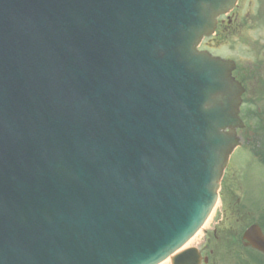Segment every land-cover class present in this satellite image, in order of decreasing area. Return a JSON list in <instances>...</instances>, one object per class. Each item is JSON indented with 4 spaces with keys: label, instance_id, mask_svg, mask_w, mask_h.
Instances as JSON below:
<instances>
[{
    "label": "water",
    "instance_id": "obj_1",
    "mask_svg": "<svg viewBox=\"0 0 264 264\" xmlns=\"http://www.w3.org/2000/svg\"><path fill=\"white\" fill-rule=\"evenodd\" d=\"M100 1L102 9L89 0L81 12L76 1L68 9L76 17L60 34L45 23L40 32L32 29L21 18L23 12L27 9L29 20L39 18L25 2L0 0V25L7 12L15 19V30L20 26L14 41L2 38L1 44L70 50L63 59L74 72L73 79L59 74L72 80L66 84L43 74L33 92L23 95L14 93L22 80L19 72H8L5 84L17 78L13 94L18 101L7 116L13 118L19 104H29L45 118L39 135L27 133L30 159L23 155L14 169L15 191L0 196V264H157L199 230L217 202L227 153L236 143L221 131L236 125L235 93L222 74L223 65L211 61L221 72L220 97L202 106L189 96L188 68L198 37L180 35L176 6L146 0V13L159 18L162 6L169 17L155 41L140 48L143 58L160 57L151 70L140 54H133L135 40L116 33L126 21L122 12L127 0ZM225 1L212 0V10ZM117 18L122 20L116 28ZM73 22L93 24L94 37L92 43L87 40L91 49L84 54L77 49L74 56L70 29L82 32ZM97 22L107 30L100 31ZM136 36L148 42L153 38ZM52 58L34 71L53 73ZM178 70L187 90L176 83ZM42 82L51 94L66 89L65 104L63 93L54 101L40 98ZM186 256L174 264L185 263Z\"/></svg>",
    "mask_w": 264,
    "mask_h": 264
},
{
    "label": "flooded vegetation",
    "instance_id": "obj_2",
    "mask_svg": "<svg viewBox=\"0 0 264 264\" xmlns=\"http://www.w3.org/2000/svg\"><path fill=\"white\" fill-rule=\"evenodd\" d=\"M200 50L233 61L241 121L200 264H264V0H237Z\"/></svg>",
    "mask_w": 264,
    "mask_h": 264
},
{
    "label": "rangeland",
    "instance_id": "obj_3",
    "mask_svg": "<svg viewBox=\"0 0 264 264\" xmlns=\"http://www.w3.org/2000/svg\"><path fill=\"white\" fill-rule=\"evenodd\" d=\"M211 220L207 222V224L205 225V227L202 229L201 232H199L196 237H194V239H192L189 243V245H199L202 241H203V238H204V230L206 228H209L212 226V224H210Z\"/></svg>",
    "mask_w": 264,
    "mask_h": 264
},
{
    "label": "bare ground",
    "instance_id": "obj_4",
    "mask_svg": "<svg viewBox=\"0 0 264 264\" xmlns=\"http://www.w3.org/2000/svg\"><path fill=\"white\" fill-rule=\"evenodd\" d=\"M169 261H170V259L167 260V261L162 262L161 264H167Z\"/></svg>",
    "mask_w": 264,
    "mask_h": 264
}]
</instances>
